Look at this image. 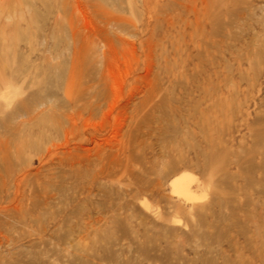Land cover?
Wrapping results in <instances>:
<instances>
[{"label": "rangeland", "instance_id": "obj_1", "mask_svg": "<svg viewBox=\"0 0 264 264\" xmlns=\"http://www.w3.org/2000/svg\"><path fill=\"white\" fill-rule=\"evenodd\" d=\"M0 264H264V0H0Z\"/></svg>", "mask_w": 264, "mask_h": 264}, {"label": "bare ground", "instance_id": "obj_2", "mask_svg": "<svg viewBox=\"0 0 264 264\" xmlns=\"http://www.w3.org/2000/svg\"><path fill=\"white\" fill-rule=\"evenodd\" d=\"M71 87V86H70ZM70 89V88H69ZM70 96V95H69ZM124 106V105H123ZM86 108V107H85ZM99 108V107H98ZM80 109H82L81 107L79 108V110ZM87 109V108H86ZM85 110V109H84ZM80 113H82V110H81V112ZM80 113H78V114H80ZM70 114H72V112L70 113ZM76 114H77V112H76ZM77 114V115H78ZM93 114V113H92ZM69 115V114H68ZM67 114H66V116H68ZM80 115H82V114H80ZM72 118H74L73 117V115L71 116ZM68 118H70V117H67V119ZM68 120H71V119H68ZM74 120V122H76L75 121V119H72V121ZM58 121V120H57ZM69 122V121H68ZM71 122V121H70ZM73 124V123H72ZM75 124V123H74ZM73 124V125H74ZM68 125H69V123H68ZM72 126V125H71ZM75 126V125H74ZM67 129H68V127H67ZM71 129V128H70ZM75 129H76V127H75ZM65 131V130H64ZM68 132H71L69 129H68ZM71 134V133H70ZM67 137V135L65 134V136H64V138H66ZM66 141H67V139H65ZM188 176H183V177H181V178H179L178 180H176V181H174V183H173V187H174V190H175V192H177L178 194H180V195H182L183 197H185L186 199H188V200H190L191 198H193V196H192V194H191V192H190V187H189V185H188V182H187V180H188Z\"/></svg>", "mask_w": 264, "mask_h": 264}]
</instances>
